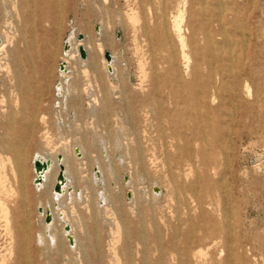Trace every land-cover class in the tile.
<instances>
[{"label":"rangeland","instance_id":"374dc122","mask_svg":"<svg viewBox=\"0 0 264 264\" xmlns=\"http://www.w3.org/2000/svg\"><path fill=\"white\" fill-rule=\"evenodd\" d=\"M45 2H48L46 6L42 3L35 9L29 6L22 11L9 7L0 11L2 34L22 29L23 16L26 21H33L32 26L29 24L25 28V39L21 40L16 32L8 46L21 54L24 86L19 94L10 92V83L5 75L8 63L0 53V142L11 138L9 135L14 136L7 133L9 128L5 125L8 111L14 113V126L19 135L23 137L30 132L23 149L21 168L16 165L13 152L0 146V258L5 255L8 264L16 260L15 254L8 259L7 249L12 248L13 241L6 227L3 208L7 210L10 225H17L25 212L30 230L41 229L36 216L37 206L44 204L47 197L39 196L33 187L31 159L36 150V153L50 156L56 151L53 148L65 142L60 140L63 137L68 144L84 138L86 141L96 139L106 188L122 204V209L118 206L116 209L108 208L107 220L99 229L102 257L106 264H115L114 257L107 252V244L115 248L116 257L123 264V242L126 239L129 240L134 264H142L143 251H147L151 262L162 253L164 264H224L227 260L233 264H264V0ZM57 2L61 11L55 6ZM178 9L183 11L185 34H189L186 31L188 27L195 32L187 37L188 67L179 64L182 82L186 86L192 82L193 89L200 86L198 76L208 80L210 85L215 83L216 99L212 104L215 111L212 113L207 112L205 104L200 106L191 100L184 101V88L175 80L166 59L167 52L156 41L150 42L143 31L144 24L151 25L153 18L158 19L164 12L170 17ZM132 15L136 19H130ZM72 27L76 38L82 34L83 39L92 41V46L104 45L101 54L96 52V69L89 73L90 87L86 88V80L77 78L73 66H69L81 91L75 100L69 98L68 83H64L68 94L65 92L58 98L54 93V86L61 82L56 71L62 62L63 44ZM207 33L212 43L204 49L208 43L203 35ZM173 45L176 47L174 40ZM90 49L88 44L87 50ZM105 53H109L115 62L114 72L110 75L100 62ZM156 84L159 85L157 90ZM102 85L113 90L112 99L115 100L107 119L98 111H90L92 106L88 99L93 98L91 93L100 98ZM140 102L147 103L145 109L148 113L141 112L140 117L151 120L152 126L143 136L147 138L144 146L150 149V157L154 160L144 169H134L127 166L120 147L133 136L132 120L141 108L137 107L135 111L134 104ZM95 108L98 110V106ZM22 114L25 118L21 117ZM206 116H210V120L201 121L200 117ZM205 123L214 127V139L208 130L197 131ZM184 138L190 139L191 143L188 158L183 157L182 160L191 159L193 162L184 166V171L173 164L170 170L167 158L176 160L179 155L172 145H183ZM209 147L214 151V169L200 164V157L196 155L200 148L210 150ZM109 161L113 162V170H107ZM182 173L187 175L182 176ZM130 175L136 183L135 195L141 198L134 202L129 199L131 188L123 183ZM197 176L200 181L205 179L209 183L207 191L214 202L209 223L216 230L209 237L204 227L202 230L198 228L202 222L195 202L184 199L188 192L185 194L182 189L183 186L187 189ZM101 184L94 190L99 189L98 192L103 193L105 186ZM153 187H159L161 191L154 197ZM22 199L26 200L24 206ZM103 200L101 198L102 204L105 203ZM81 201L79 198H64L63 210L74 225L83 249H69L66 244L61 256H55L52 249H45L38 257L43 248L38 240L32 247L35 262L51 264L53 259L57 264H63L67 259L64 264H84L87 256L93 264L96 263L98 245L86 217L88 214L81 212ZM122 222L128 235L119 227ZM190 222L195 224L189 235L192 243L187 248L188 253L183 254L180 253L184 248L183 236ZM139 225L144 229L145 245L134 236V229ZM155 232L161 249L152 239ZM173 232L179 242L176 249L169 244ZM230 250L234 257L229 256Z\"/></svg>","mask_w":264,"mask_h":264},{"label":"bare ground","instance_id":"6f19581e","mask_svg":"<svg viewBox=\"0 0 264 264\" xmlns=\"http://www.w3.org/2000/svg\"><path fill=\"white\" fill-rule=\"evenodd\" d=\"M45 1H47V0H0V11L5 10L6 8H9V7L10 8H12V7L18 8V9H21L22 11H24L25 8L29 7V6L33 7L35 9L36 6H39L42 3H44V5L46 6L48 4V2H45ZM183 3H184V0H183ZM58 5L59 4L57 2L55 4V6L57 8H59ZM59 11H61V8H59ZM7 12H8V10H7ZM130 19L133 20V19H136V17L132 15L130 17ZM183 21H184V17H183L182 9H178L177 13L174 15H171L170 17H169V15H167V13L164 12L160 17H158V19L153 18L151 25H148V23L144 24L143 31L147 35L148 40L150 42L156 41V43L161 45L163 47V49L167 52L166 59L170 65V67L172 68L173 74L175 75V78H176L175 80H177V82L180 83V85L183 86V88H184V91H183L184 101L186 102V101L191 100V101L198 103L200 106L205 104V107H207V112L212 113L215 111L213 109V106H212V104L214 103V101L216 99L215 93H216L217 86L215 85V83L210 85V82L208 80H204L201 76H198L200 79V81H199L200 86L198 89H193L192 88V82L187 84V86L184 85L182 82L179 64L182 63L185 68L188 67L189 56L187 53V48H188L187 37L190 36L191 34L192 35L195 34L194 29L191 27L190 28L188 27V29H186V31L189 33L188 36L185 34V29L183 27ZM21 22H22V26H23L22 29L21 28L14 29V32L12 34H9V33L2 34L0 32V37H1V39H0V53L4 54V58L6 59V61L8 63L7 74H5V75H7L8 81L10 83V92H12V93L16 92L17 94H19L22 91V87L24 86V76L22 73L23 68L20 67V63L22 61L21 56H20L21 54L19 53L18 50H15V48L14 49L8 48V46H10L11 43L13 42V39H14V36L16 35V32L19 34L21 40H23L26 37V35H25L26 26H28L29 24H31V26L33 25V21H26L24 16L22 17ZM101 23H103V22H101ZM10 28L12 29L11 26H10ZM100 29H102V28H100ZM69 31H70L69 35L66 36L67 40H65L69 43V48L66 51H64V50L62 51V59H61V61L65 63V70H60L59 66L57 68L56 72H58V76H59V78H61V82L59 84L55 83L56 85L54 86V93H56V96L58 98L64 96L65 92H67V91H65L66 87L64 88V83H68L69 98L71 100H75L76 98L80 97L79 95H80L81 91L79 90L80 89L79 88V82H77L76 79L73 78V76H72L73 73L69 69V66H73L74 73H75V75H77V78L83 77L86 80V83H85L86 88L90 87V81L91 80H90V74L89 73H90L91 69H93V71H94V69H96V57H97L96 52L101 54L103 52L104 45L101 43H98L97 45L92 46V41L91 40H85V37L83 40H77V38L75 36L74 27H72L71 30H69ZM98 34H99V32H98ZM203 36H204L203 38H205L207 43H208V46H206L204 49H207L211 46L212 38L210 37V35L208 33L203 35ZM86 39H88V38H86ZM173 40L176 42V47L173 45ZM88 44L91 45V49L89 51L87 50ZM80 46H82L84 48L85 52H87V55H86L87 57L85 59H81L79 57L78 48ZM194 51H196V49ZM61 61H59V62H61ZM100 62H101V66L103 67L104 71L107 74L110 75L112 72H114L113 63H115V62H112V60L110 62H107L106 59L102 58V57H100ZM108 66L111 67L110 70H108ZM57 81H58V79H57ZM111 88H113V87H111ZM158 88H159V85L156 84V90ZM245 88L247 89V92H248L249 89H248V86L246 84H245ZM111 90L112 89L107 88L105 85H102L100 87V91H99V92H101L100 98H98V96L96 94L91 93L93 98L92 99L88 98L89 102L91 103V106H92V107L89 106V107H91L90 111H92V112L98 111L99 113H101L103 115L104 118H106V119L109 118L108 113L110 114L109 111H110L113 103L115 102V100L113 101V99H112L113 98L112 97V95H113L112 91L113 90L112 91ZM114 90H115V88H114ZM85 92L88 93L89 90L88 91L85 90ZM174 93H177V92L174 91ZM66 94H68V92ZM86 96H88V95H86ZM62 100H63V98H62ZM146 104L147 103H144V102L134 104L135 111H137V107H141V108L136 112V114H135L136 116H135L134 120H132L133 121V133H132L133 136H131L132 138L129 141L125 142L122 145V147H120L121 148L120 152H122L123 156L125 157V159L128 162L127 166L128 167L132 166L134 169H136V168H143L144 169V168H146V166L150 162H152L154 160V158L150 157V155H151V154H149L150 149H148L144 146V141L147 138L145 136H143V133H145L149 129V127L152 126V124L150 123L151 120L148 119V117H147V119L146 118L141 119V117H140L141 112L142 113H148V110L145 109L147 107ZM96 106H98V110H96V108H95ZM22 115H21V117L25 118L24 114H22ZM200 118H201V121L210 120V116L200 117ZM26 121L28 122V119H26ZM15 122H16V120H15L14 113L8 111V114H6L5 125L8 126V128H9L7 133L8 134L13 133L14 136L9 135V137H11V138H9L8 140H5L3 142H0V146L4 147L5 149L10 150L11 152H13L14 161H15L16 165L18 166V168L19 167L21 168L22 167L21 165L24 162L23 161L24 160L23 159L24 158L23 157V149L26 146V143L30 138V132L27 135H24L22 137L21 135H19L17 133V131L15 129V126H14ZM205 130L206 131L208 130L209 132H211V138L212 139L215 138V134H214L215 129L210 124L205 123L204 125L199 126L197 129V131H199V132L205 131ZM125 133L127 134L126 131H125ZM78 136H79V134H78ZM100 136H102V135H100ZM120 137H123V136H120ZM90 138H92V137H90ZM118 138H117V140H118ZM173 138L174 139L176 138V135L174 133H173ZM230 138H231V136H230ZM61 139L64 140L65 142L62 141V142H60V144L57 147L53 148V149H56V151L52 152V154L50 156L46 157V156H44L38 152L36 153V151H37L36 150L34 156L31 159V162H33V160L35 158H43V159L49 158L52 160V165L44 173L42 181L39 184L33 183L35 173H34V169H33V164L31 166V169L33 171V177H32L33 187L36 189V191H38V193L40 194L39 196H41V197L46 196L47 197V200L44 204L40 203L37 206L36 216L41 222V229L38 231H35V232H32V230H30L29 218L27 217L25 212H23L21 214V220L17 225H10L9 218L7 217V210L5 208H3V210H2L4 213L6 227L10 231V233H9L10 239H11V241H13L12 248L10 247L9 249H7L8 250L7 253L9 256L8 259L11 257L12 254H15V256H16V260L13 264H41V263H37L38 261L35 262L33 260V251H32L33 248L32 247H33V245H36L35 243L38 240H40L42 242L41 246L43 245V248H42V250H40V254H38V257L41 255V252L45 249H52V253L55 256H61L62 252H63V247L66 244L68 245L69 249H74L77 247L79 249L80 248L83 249V244H80L79 239L75 234L74 225L70 223V221L67 218L66 212L63 210L64 198L66 200L67 199H75V198L82 199V201H81L82 206H80L81 212L88 214V216H86V217L89 220L90 226L94 230L95 239H96V242L98 245V248H97L98 251L96 254V259H95L96 263L95 264H106V262L103 260V257H102L103 255H102V247H101V239H100V235H99V229H100L101 224H103V222H105L107 220L108 208L111 207L113 209H116L118 206L120 209H122V204L119 200H117L116 198H113L108 193V190L106 188L107 182H106L105 175H104V166H103V163L100 159L96 139L86 141V139L84 138L83 140H79V141L77 140L78 142L76 141V143H74V144L73 143L68 144L66 141V138L61 137L60 140ZM103 141H105V140L103 139ZM184 141H185L184 144L181 146L177 143L176 144L174 143V145H172L178 151L179 155L177 156L176 160H174L173 158H170V157L167 158L166 164L170 170H171V165L173 164V165H175L174 167L184 171L183 167L186 165H190L193 162V161H191V159H184L185 162L182 160L183 157L188 158L189 151H190L189 145L191 143V140L187 139V138H184ZM102 147H103V145H102ZM103 148H105V147H103ZM211 148H213V147H209L210 150L200 148L198 150V152L196 153V155L200 157V164H202L203 166L209 167L210 169H214L215 157H214V151H212L213 149H211ZM104 151H106V150H104ZM58 154L62 155V162L61 163L64 167V177H65V183L62 186L60 193H56L53 191V187L55 185L56 176L58 174V169H59L58 163L56 161V156ZM108 159H110V158H108ZM108 165H109V168L107 170L113 168V162L109 161ZM111 170H113V169H111ZM139 173H141V172H139ZM141 175H142V173H141ZM186 175H187V173H182V176H186ZM134 176H135V174H134ZM142 178H144V177H142ZM138 179H139V177H138ZM199 179H200V177L197 176V178L194 181L190 182L187 189L184 188V186L182 187V189H183V191H186L185 194L188 192V195H186L184 197V199H186V200L187 199H193V201L195 202V207L198 210V214H199V217L201 219L200 221L202 222V223L198 224L199 226L197 225L198 228H200L201 230L205 228L206 235H207V237H209L211 235L212 231L216 230V227L213 224L209 223L212 219V211H213L214 202H213L212 195L209 193V191H207L209 183L207 181H205V179H203L204 182L200 181ZM201 182L203 183V185L201 184ZM123 183L125 185H127V187L131 188V192L128 190L131 193L129 199H132L133 202L135 200L141 199L139 196L135 195V190H136L135 184L136 183L134 182L132 175H130V177H127L126 179H124ZM100 184L105 186L103 193H99L98 192L99 189L94 190L95 186H99ZM154 188H157L158 191L157 192L154 191ZM176 188H177V186H176ZM151 192H152V195L154 197V196H157L158 194H160L161 191H160L159 187H153V189H151ZM23 194H24V192H23ZM142 195H143V192H142ZM24 197H25V194H24ZM101 198H104V200H103V201H105L104 204L101 203ZM25 203H26V200L22 199V205L23 206L25 205ZM38 207H42V212L38 211ZM46 208H49V211H50L51 220L49 223H45V221H44L45 216H46V213H45ZM27 213H29L28 209H27ZM140 219H141V217H140ZM65 224L69 225V227H70L69 231L64 230ZM189 226L190 227H188L187 231L185 232V235L183 236L182 244L184 245V248L182 247V250L180 251V253L183 252V254L188 253L187 248H189L188 246L192 243V239L189 238V235L191 236L193 229L195 228L194 227L195 224L190 222ZM119 227L123 230L124 234L128 235L127 227L123 222L119 224ZM117 228H118V226H117ZM68 236H70L72 238V240H73L72 244H70V242L68 240ZM134 236L143 245L146 244V236L144 234V229H143L142 225H139L134 229ZM175 237H176L175 233L173 232L172 238L169 241V244L174 249L177 248L178 243H179L178 240L175 239ZM152 239L155 242L156 246L159 249H161L162 245L159 242V237H158L156 232L153 234ZM107 246L110 247V245H108V244H107ZM109 247L107 249V252L110 253V255L112 254V256L114 257L113 261L115 262V264H120L121 261L119 260V258L116 257L115 248L114 247L109 248ZM123 250H124V257H123L122 263L123 264H134L132 254H131L129 240H127V239L123 242ZM76 253H78V252H76ZM229 256L230 257L235 256V254L232 252V250L229 251ZM1 257H2V259L0 258V264H8V262L5 258L6 256L1 255ZM74 258H76V257H74ZM66 261H67V259H66ZM163 261H164V256L162 253L158 256V258L155 261L151 262L148 259L147 251L142 252V256H141L142 264H164ZM56 262L57 261L51 259V264H57ZM110 263H112V261ZM84 264H93V263H92V261H90L88 259L87 256H85ZM224 264H233V263H232V261L227 260L224 262Z\"/></svg>","mask_w":264,"mask_h":264},{"label":"water","instance_id":"95a60500","mask_svg":"<svg viewBox=\"0 0 264 264\" xmlns=\"http://www.w3.org/2000/svg\"><path fill=\"white\" fill-rule=\"evenodd\" d=\"M77 40H83V35L82 34H78L77 35ZM69 48V43L66 41L64 43V48L63 50L66 51L68 50ZM78 51H79V57L81 59H85L86 58V52L84 50V48L82 46H80L78 48ZM104 58L106 59L107 62H110L111 61V56L109 53H105L104 54ZM59 69L60 70H65V63L64 62H61L59 64ZM111 67L108 66V70H110ZM56 161L58 163V174L56 176V182H55V185L53 187V191L56 192V193H60L61 192V189H62V186L64 185L65 183V177H64V167L62 165V155L58 154L56 156ZM33 164V169H34V173H35V177L33 179V183L34 184H39L41 181H42V178L44 176V173L47 171L48 168H50V166L52 165V160L47 158V159H43V158H35L32 162ZM154 191H158L157 188H154ZM38 211L39 212H42V207H38ZM45 213H46V216H45V223H49L50 220H51V216H50V211H49V208H46L45 209ZM70 227L68 224H65L64 225V230L65 231H69ZM68 240L70 242V244H72L73 240L70 236H68Z\"/></svg>","mask_w":264,"mask_h":264}]
</instances>
